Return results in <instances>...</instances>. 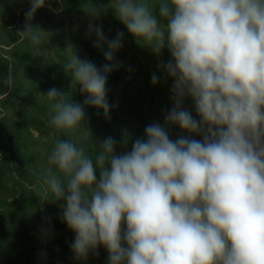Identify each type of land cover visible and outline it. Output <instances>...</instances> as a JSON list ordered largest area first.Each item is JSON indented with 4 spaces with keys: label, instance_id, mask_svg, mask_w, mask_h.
Returning a JSON list of instances; mask_svg holds the SVG:
<instances>
[{
    "label": "clouds",
    "instance_id": "clouds-1",
    "mask_svg": "<svg viewBox=\"0 0 264 264\" xmlns=\"http://www.w3.org/2000/svg\"><path fill=\"white\" fill-rule=\"evenodd\" d=\"M50 3L29 0L16 33L37 50L49 33L31 21L45 6L61 10ZM109 10L137 45L157 57L167 49L151 82L172 81L171 108L142 137L123 130L119 153L112 136L78 144L86 108L110 119L106 83L124 40L90 22L103 65L75 52L67 65L83 102L55 88L44 96L49 125L65 138L40 186L45 202L62 203L74 256L102 247L107 264H264V0H111L85 13L95 21ZM173 127L183 134L172 139Z\"/></svg>",
    "mask_w": 264,
    "mask_h": 264
},
{
    "label": "trees",
    "instance_id": "trees-1",
    "mask_svg": "<svg viewBox=\"0 0 264 264\" xmlns=\"http://www.w3.org/2000/svg\"><path fill=\"white\" fill-rule=\"evenodd\" d=\"M21 1L22 3L28 2L27 0H0V38L7 36L6 46H10V51L7 52V54H4V51H0V95L6 91L10 85L14 88L10 98H15L23 93L29 92L30 90H35V88L40 89L42 87L50 86L51 88L53 86L54 88H57L58 86L68 84L69 81L71 82V79L69 77L70 71L68 70L67 65L73 52H75L81 60H87L95 64L98 68L101 67L104 63L103 54L94 46L95 36L88 35V26L89 23L92 22L100 25L105 36L109 39L115 38L118 32L124 33L122 47L116 54V62H118L120 66L109 75L106 83V98L110 105V119L106 120L104 118L101 126L104 127L107 121L116 124H118L117 120L120 122H126V120H121L120 117L114 116L115 118H113L112 116L114 113H117L119 110L122 111L127 107L133 108L136 113L143 114H151L155 110L162 108L163 116L166 110L171 108V100L170 97H168V94L166 95V92H170L172 81L163 87L164 92L159 90L156 84L152 88H150L151 86L143 87L138 85L133 92H129L128 87H124L119 93H115V87L118 81H121V79L125 77V72H127V76L145 77L146 79L144 80L148 81L154 72H159L158 64L160 62L166 63L170 57L167 49H164L162 54L157 57L149 49L137 45L134 39L128 35L126 29H124V27L115 19L110 10L99 16L95 21H91V18L85 13L90 6V2L94 7H100L107 6L110 4L111 0H62L63 6L59 13H52L48 10H38L32 19L31 24L33 27H38L42 31L50 34H42L44 40L49 37L50 41V47L47 48V46H44V50L46 48L45 59H43V55L34 58L32 53L35 48L31 47L27 41H21L16 34V28H21L22 30L24 27L25 13L27 10L21 12L20 19H18L19 23H15L14 20L17 18L12 11L11 4L18 5ZM22 3L18 5L20 8H25V6L29 5V3L23 5ZM13 23L16 27L14 29H8ZM39 29L37 30L39 31ZM6 33L7 35H5ZM32 79H41V81H39L37 86L32 87ZM76 91L81 94L78 87L76 88ZM81 95L79 96L81 97ZM44 96L41 98L38 96L27 98L28 104L29 101L32 102L31 106L39 111L40 117L38 116L33 120L34 122L31 124V129H24L26 130V136H29L30 139H33L31 130H34L39 135L34 143L30 146H25V161H17V159L11 161L14 162V166L10 169L8 161L9 159H12L14 155H10V157L4 151L3 157H0V230L5 229L6 231V237H0V264H15L17 259L16 250H18V242L14 239L12 240L11 237L15 235L14 238H16L19 237L20 234V230H17V223H15L16 218L13 216L14 214H12L14 222H12V219L5 222L3 217L5 212L12 210L11 213H14L15 209L18 208H16L15 205H12L14 208H8L5 201L8 198H12L13 202H16L14 197L17 195L19 187H23L21 179L10 177L9 172L15 170L23 175L22 171L24 169L17 170L15 168V163L18 162L19 164L17 165L22 166L23 163L27 162L34 169L37 168L39 174H41L40 176H42V172L48 167L47 156L49 155L56 139L65 138L57 133L54 128L50 127V103ZM185 107L191 110L190 102H186ZM193 116L195 117L194 112ZM89 117V114L86 113L87 129L82 128L79 130V135L78 133L75 134V139L78 144L84 145L86 150L92 145H89V142L83 139L81 133L88 130L90 133L88 131L86 133L89 134V136L91 134L93 141L103 140L102 134H105L101 131L102 129L99 126L94 125V119L96 117L91 116L90 121ZM130 121L134 122L133 120ZM126 123L130 124L129 122ZM182 134L183 133H181L178 128L173 131L175 137ZM77 135L78 137H76ZM120 135L115 137L118 142L116 149L117 153L121 150L119 146ZM142 136L143 135H140L138 137ZM94 137L96 139H94ZM193 138L199 139V137ZM26 176L31 178L32 175ZM26 188L20 191L21 200H23L24 204L19 206V210L25 209L26 206L28 209L35 211L42 205L38 204L42 198H44L42 203H45L44 200L49 198L46 192H41L37 199L33 201L35 198H28V196L33 193L32 189H30V187L29 189ZM46 203L53 206H49L51 208V211L49 212L53 213L55 217V220L51 221L55 222L57 229V231L53 232L56 236L55 241L58 243V246L54 251L58 252L59 249H65L69 252L68 256L65 258L58 254L55 260L50 259L51 253L46 254V257L49 260H52V264H107V253L102 247L98 248L96 253H89L85 260L77 259L71 248L74 241V233L68 229L61 219L63 212L62 203L52 201H47ZM14 230L16 231L14 232ZM41 246L45 247L44 242L41 243Z\"/></svg>",
    "mask_w": 264,
    "mask_h": 264
},
{
    "label": "rangeland",
    "instance_id": "rangeland-1",
    "mask_svg": "<svg viewBox=\"0 0 264 264\" xmlns=\"http://www.w3.org/2000/svg\"><path fill=\"white\" fill-rule=\"evenodd\" d=\"M28 2L22 3L19 2V4L22 3L26 4ZM12 5V11L17 19L14 20L15 23H19L20 15L22 11L28 10L29 5L25 6V8H20L17 4H11ZM63 1L59 0V2H56V0H51L50 8L51 9H57L62 8ZM48 10L52 13H59L49 10V6H45L44 8H41L40 11ZM62 24V23H61ZM11 26V27H10ZM8 29L12 28L14 29L16 25L13 23V25H10ZM21 28H16V32L20 31ZM7 35V33L5 34ZM6 38L7 36L0 38V51H4V54H7V52L10 51V46H6ZM44 39V37H43ZM45 41H48L45 47H50V41L49 37L45 39ZM44 53V54H43ZM43 55V59H45L46 55V48L45 50H37L35 49L32 53V56L34 58L40 57ZM44 61V60H43ZM34 67V65H33ZM158 75H160L159 72H156ZM35 75V74H34ZM37 76V75H35ZM39 77V76H38ZM61 79V76H60ZM125 79V80H124ZM145 77H133L128 75L127 72H125V77L121 79V81H118L116 87H115V93H119L124 87H128L129 92H133L138 85H141L143 87L151 86L150 88L154 87V85L151 82V78H149L148 81L144 80ZM32 87L37 86L39 81L41 79H32ZM127 81V82H125ZM171 80H164L161 79L158 81L157 87L159 90H162L164 92L163 87L168 85ZM172 83V82H171ZM155 84V85H156ZM57 87V86H56ZM54 86L50 87H42L40 89L30 90L27 93H23L19 95L18 97L10 98L11 93H13V87L10 85L6 91H4L0 95V157H3V152L5 151L8 156L14 155L12 159H9V167L10 169L14 166V161L17 159V161H25L24 156V149L25 146H30L34 141L39 137L38 133L34 130H31L33 139H30V137L26 136V133L24 129L30 128L33 120L36 119L40 114L39 111L35 109V107H32V102L29 101V104L27 102V98H34V97H43L46 95L50 89H53ZM58 91L61 93L68 94L71 99L74 102L82 103L84 100V95L79 94L76 89H73L71 87V82L69 81L68 84H65L64 86H58ZM168 94V97H170V92L167 91L166 95ZM81 95V97L79 96ZM49 102V101H48ZM50 103V102H49ZM95 110V109H94ZM92 108H86V113L89 114V121L91 116L96 117L94 120V125L99 126L105 134H102V139L112 136L116 137L121 134L123 130H127L129 133H131L134 137H138L140 135H143V131L146 125L153 123V122H160L163 124V114L162 108H159L158 110H155L151 114H143V113H136L133 108H124L122 111L117 110V113L113 114L114 116L120 117L121 120H126V122H129L130 124H127L125 121L120 122L117 120V123L107 121L105 123V126L102 127L101 124L103 123V115L99 114L97 110L94 111ZM40 117V116H39ZM133 120L134 122L130 121ZM14 121V122H13ZM88 121V122H89ZM117 127V128H116ZM31 129V128H30ZM33 129V128H32ZM177 130V128H171L169 130V135L172 139H175L176 137L173 135V131ZM180 131V130H179ZM81 133L83 139H85L87 142H89V145H92V142H90V136L86 133ZM79 135V131L77 132ZM78 135L76 137H78ZM94 139H96L94 137ZM6 148V150H5ZM11 157V156H10ZM9 157V158H10ZM16 162V161H15ZM18 162L15 163V168L17 170L24 169L23 175L18 173L15 170H12L9 172L10 177L21 179L23 182V187H19V190L17 192V195L14 197L16 202H13L12 198H8L5 202L7 204L8 208H14L12 205H15L17 209H15L14 213L5 212L4 214V221L7 222L9 219H12V222H14V217L16 218L15 223H17V230H20L19 237H15L13 235L11 239L18 242V250L17 251V259L15 264H52V260H49L46 257V254L51 253L50 259L55 260L57 255L60 254V256L67 257L69 252L68 250H61L54 251V249L58 246V243L55 241L56 236L53 234V232L57 231L55 222H51L52 220H55L54 214L50 213L51 211L49 204L42 203L43 199L38 202V204H42L40 207H38L35 211H32V209H28L25 206V209L19 210V206L23 203V200H21L20 191L26 187V189H32L33 193L28 196L29 199L35 198L33 201H35L38 197V195L41 192L45 193V190L43 187L40 186V181L42 179L41 174H39L37 168H33L29 163L25 162L22 166L17 165ZM30 167V168H29ZM14 168V169H15ZM33 168V169H32ZM45 169V168H44ZM32 172V173H31ZM36 174V176H35ZM26 175H32L31 178H28ZM10 179L9 177H7ZM11 180V179H10ZM45 201V200H44ZM50 206V207H49ZM55 206V205H54ZM6 207V208H7ZM12 214H14L12 216ZM26 215V216H24ZM18 218V220H17ZM17 221V222H16ZM46 229L48 234L47 236H43L41 233V229ZM16 230H14L15 232ZM0 237L4 238L6 237V231L0 230ZM44 240V241H43ZM44 242V246H41V243ZM59 257V256H58ZM55 264V263H54Z\"/></svg>",
    "mask_w": 264,
    "mask_h": 264
}]
</instances>
